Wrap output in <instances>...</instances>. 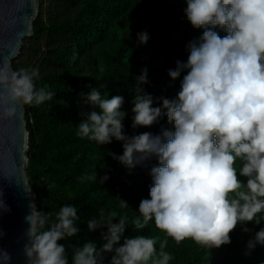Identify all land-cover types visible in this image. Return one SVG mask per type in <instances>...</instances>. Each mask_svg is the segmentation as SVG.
Listing matches in <instances>:
<instances>
[{
	"label": "clouds",
	"instance_id": "1",
	"mask_svg": "<svg viewBox=\"0 0 264 264\" xmlns=\"http://www.w3.org/2000/svg\"><path fill=\"white\" fill-rule=\"evenodd\" d=\"M184 15L202 35L186 45L187 61H176L168 70L171 81L183 76L180 91L173 99L154 98L144 91L149 83L147 68L136 78L137 93L132 101V128H149L166 117L171 128L159 134L125 133L127 113L121 111L122 96L102 97L91 88L84 97L90 105L82 112L77 134L97 145L120 142L122 155L111 154L129 171L153 159L149 198L141 200L136 229L153 221L157 229L177 244L192 240L205 249L231 243L230 233L241 225L264 223V0H185ZM226 33L223 37L219 31ZM150 39L144 31L138 44ZM37 68L12 71L0 67V121L17 118L18 107L38 106L52 100L54 93L37 87ZM158 104L159 106H154ZM239 162V168L236 167ZM246 178V182L238 178ZM93 178L97 179L96 173ZM105 176L102 181H107ZM120 207H129L120 199ZM77 209L63 206L55 222L32 206L25 217L27 243L23 247L26 264H69L60 241L75 236ZM127 218L90 219L89 232L103 229L105 241L99 248L89 241L76 248L71 264H169L164 251L167 241L137 235L121 238ZM264 246V228L248 242V249ZM12 257L0 250V264Z\"/></svg>",
	"mask_w": 264,
	"mask_h": 264
},
{
	"label": "trees",
	"instance_id": "2",
	"mask_svg": "<svg viewBox=\"0 0 264 264\" xmlns=\"http://www.w3.org/2000/svg\"><path fill=\"white\" fill-rule=\"evenodd\" d=\"M185 8V0H39L33 35L24 40L13 68H37L40 78L36 86L54 93L52 100L25 106L27 174L37 209L49 215L50 223L63 206L77 209L80 231L59 242L65 246L69 264L74 249L89 241L99 248L105 242L103 229L88 231L90 219L118 222L121 217L127 218L121 243L124 238L148 236L157 240L159 252L160 243L166 240L164 251L173 257L169 264H264V246L256 245L251 251L247 247L264 223L248 224L247 233L238 225L230 233V244L208 250L192 240L177 244L157 229L154 220L136 229L133 221L140 215L141 200L149 198V173L157 161L129 171L110 155L123 154L120 142L100 146L77 134L80 114L91 108L83 102L91 88L109 99L123 97L121 111L127 113L123 122L127 135H155L162 127L171 128L164 117L149 128L133 129L131 108L137 93L136 78L144 68L149 81L143 85L146 93L173 99L180 91L187 73L173 82L168 70L174 69L178 60L187 61L186 45L203 31L191 26ZM144 31L150 39L141 46L137 34ZM219 35L226 33L219 31ZM105 176L108 180L101 182ZM238 178L246 182V178ZM120 199L129 207H120ZM110 259L111 254L106 253L104 264Z\"/></svg>",
	"mask_w": 264,
	"mask_h": 264
},
{
	"label": "water",
	"instance_id": "3",
	"mask_svg": "<svg viewBox=\"0 0 264 264\" xmlns=\"http://www.w3.org/2000/svg\"><path fill=\"white\" fill-rule=\"evenodd\" d=\"M39 14V0H0V67L13 68L24 40L32 37ZM29 131L25 106L18 107L14 121H0V250L12 257L11 264H26L23 247L27 243L25 217L36 195L28 166Z\"/></svg>",
	"mask_w": 264,
	"mask_h": 264
}]
</instances>
